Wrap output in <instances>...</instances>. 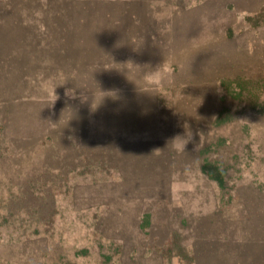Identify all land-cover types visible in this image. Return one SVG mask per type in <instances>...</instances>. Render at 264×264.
I'll list each match as a JSON object with an SVG mask.
<instances>
[{"label":"rangeland","instance_id":"374dc122","mask_svg":"<svg viewBox=\"0 0 264 264\" xmlns=\"http://www.w3.org/2000/svg\"><path fill=\"white\" fill-rule=\"evenodd\" d=\"M0 264H264V0H0Z\"/></svg>","mask_w":264,"mask_h":264},{"label":"clouds","instance_id":"9594fccd","mask_svg":"<svg viewBox=\"0 0 264 264\" xmlns=\"http://www.w3.org/2000/svg\"><path fill=\"white\" fill-rule=\"evenodd\" d=\"M180 140H181V138H180L179 136H177V137L174 138V140H173V142L175 143V146H176L177 148H181V147L184 146L182 143H180Z\"/></svg>","mask_w":264,"mask_h":264}]
</instances>
